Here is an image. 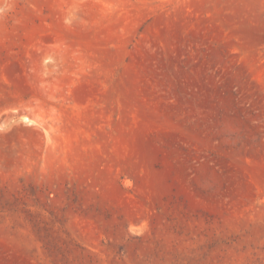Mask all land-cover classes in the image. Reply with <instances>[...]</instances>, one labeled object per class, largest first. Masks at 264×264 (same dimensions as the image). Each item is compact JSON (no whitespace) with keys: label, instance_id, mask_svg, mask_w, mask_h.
Returning <instances> with one entry per match:
<instances>
[{"label":"rangeland","instance_id":"obj_1","mask_svg":"<svg viewBox=\"0 0 264 264\" xmlns=\"http://www.w3.org/2000/svg\"><path fill=\"white\" fill-rule=\"evenodd\" d=\"M0 264H264V0H0Z\"/></svg>","mask_w":264,"mask_h":264}]
</instances>
